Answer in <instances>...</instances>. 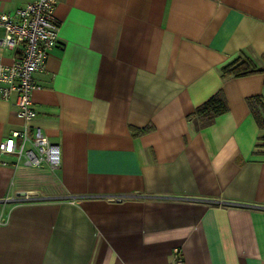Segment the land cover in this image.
Wrapping results in <instances>:
<instances>
[{
  "label": "crops",
  "instance_id": "1",
  "mask_svg": "<svg viewBox=\"0 0 264 264\" xmlns=\"http://www.w3.org/2000/svg\"><path fill=\"white\" fill-rule=\"evenodd\" d=\"M54 14L33 124L61 162L0 152V264H169L174 248L184 264H264V131L246 103L264 72L220 75L241 54L264 66V0H58ZM219 89L228 111L199 128L187 116ZM16 110L0 100V141Z\"/></svg>",
  "mask_w": 264,
  "mask_h": 264
},
{
  "label": "built area",
  "instance_id": "2",
  "mask_svg": "<svg viewBox=\"0 0 264 264\" xmlns=\"http://www.w3.org/2000/svg\"><path fill=\"white\" fill-rule=\"evenodd\" d=\"M58 0H30L12 13L0 11V46L14 49L9 62L0 55V100L14 97L21 128L11 130L0 141V152L11 154L15 164L48 166L61 162L60 146L38 125L32 91L37 88L33 74L45 68L50 50L59 39L60 24L54 14ZM169 264H184L181 251L174 248Z\"/></svg>",
  "mask_w": 264,
  "mask_h": 264
},
{
  "label": "trees",
  "instance_id": "3",
  "mask_svg": "<svg viewBox=\"0 0 264 264\" xmlns=\"http://www.w3.org/2000/svg\"><path fill=\"white\" fill-rule=\"evenodd\" d=\"M256 72H264V66H258L255 61L247 55H239L232 61L220 68V75L223 79L229 77H240ZM246 103L250 113L260 130L264 131V94H256L246 98ZM228 111L226 97L221 89L217 90L209 98L195 107L187 118L195 119L198 127L203 128L214 123L217 116ZM151 126L138 129L137 132H146ZM258 139H264V135L258 136Z\"/></svg>",
  "mask_w": 264,
  "mask_h": 264
}]
</instances>
